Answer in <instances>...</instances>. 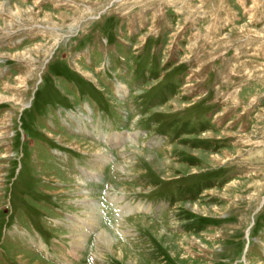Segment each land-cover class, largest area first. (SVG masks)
Instances as JSON below:
<instances>
[{
  "label": "rangeland",
  "instance_id": "1",
  "mask_svg": "<svg viewBox=\"0 0 264 264\" xmlns=\"http://www.w3.org/2000/svg\"><path fill=\"white\" fill-rule=\"evenodd\" d=\"M0 264H264V0H0Z\"/></svg>",
  "mask_w": 264,
  "mask_h": 264
},
{
  "label": "bare ground",
  "instance_id": "2",
  "mask_svg": "<svg viewBox=\"0 0 264 264\" xmlns=\"http://www.w3.org/2000/svg\"><path fill=\"white\" fill-rule=\"evenodd\" d=\"M109 241V240H108ZM111 241V240H110ZM109 243V242H108Z\"/></svg>",
  "mask_w": 264,
  "mask_h": 264
}]
</instances>
